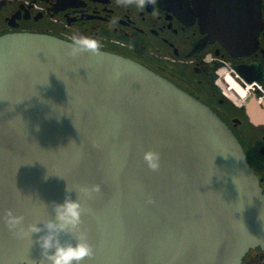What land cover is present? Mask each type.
Instances as JSON below:
<instances>
[{
	"label": "water",
	"instance_id": "water-1",
	"mask_svg": "<svg viewBox=\"0 0 264 264\" xmlns=\"http://www.w3.org/2000/svg\"><path fill=\"white\" fill-rule=\"evenodd\" d=\"M198 1L212 34H251L250 0ZM70 48L46 35L0 38V213L43 223L68 187L94 250L81 264H241L264 251V193L223 121L130 59ZM150 148L157 170L143 159ZM36 235L0 220V264H40Z\"/></svg>",
	"mask_w": 264,
	"mask_h": 264
},
{
	"label": "flooded vegetation",
	"instance_id": "flooded-vegetation-1",
	"mask_svg": "<svg viewBox=\"0 0 264 264\" xmlns=\"http://www.w3.org/2000/svg\"><path fill=\"white\" fill-rule=\"evenodd\" d=\"M250 1L256 9L246 12L256 21L238 38L209 32L198 0H0V38L38 34L71 44L76 32L96 37L99 51L142 65L208 106L241 145L264 193V0ZM233 42L240 49L227 47ZM241 264H264V251L249 249Z\"/></svg>",
	"mask_w": 264,
	"mask_h": 264
},
{
	"label": "clouds",
	"instance_id": "clouds-1",
	"mask_svg": "<svg viewBox=\"0 0 264 264\" xmlns=\"http://www.w3.org/2000/svg\"><path fill=\"white\" fill-rule=\"evenodd\" d=\"M69 40L71 48L68 55L72 57L86 50L96 52L102 47L99 39L80 32L71 34ZM143 159L152 170L159 168L160 154L154 149L145 150ZM99 190V185H92L90 189H82L89 193ZM70 193L67 187L64 199L61 202H53L54 216L52 218L43 223H30L26 228L23 215L16 214L10 208L0 213V220H3L14 234L21 236L37 234L36 243L41 249L40 264H81L86 257L94 255L87 232L81 228L83 211L81 202L79 199H73ZM64 233H71L75 242L62 240L61 236Z\"/></svg>",
	"mask_w": 264,
	"mask_h": 264
},
{
	"label": "bare ground",
	"instance_id": "bare-ground-1",
	"mask_svg": "<svg viewBox=\"0 0 264 264\" xmlns=\"http://www.w3.org/2000/svg\"><path fill=\"white\" fill-rule=\"evenodd\" d=\"M227 73V72H226ZM232 84V83H231ZM232 86L239 92V94L242 96V97H244V96H246V92L244 91V90H242V89H240V88H237V86H234L233 84H232ZM233 89V88H232ZM240 96V97H241ZM232 97V96H231Z\"/></svg>",
	"mask_w": 264,
	"mask_h": 264
},
{
	"label": "rangeland",
	"instance_id": "rangeland-1",
	"mask_svg": "<svg viewBox=\"0 0 264 264\" xmlns=\"http://www.w3.org/2000/svg\"><path fill=\"white\" fill-rule=\"evenodd\" d=\"M232 83V81L230 80V84ZM238 92V91H237ZM239 93V92H238Z\"/></svg>",
	"mask_w": 264,
	"mask_h": 264
}]
</instances>
